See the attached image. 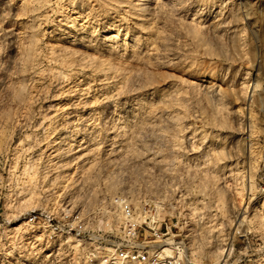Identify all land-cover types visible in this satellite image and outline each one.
Masks as SVG:
<instances>
[{"label": "rangeland", "instance_id": "rangeland-1", "mask_svg": "<svg viewBox=\"0 0 264 264\" xmlns=\"http://www.w3.org/2000/svg\"><path fill=\"white\" fill-rule=\"evenodd\" d=\"M128 241L264 260V0H0V264Z\"/></svg>", "mask_w": 264, "mask_h": 264}, {"label": "built area", "instance_id": "built-area-1", "mask_svg": "<svg viewBox=\"0 0 264 264\" xmlns=\"http://www.w3.org/2000/svg\"><path fill=\"white\" fill-rule=\"evenodd\" d=\"M120 211L123 217L125 236L128 240H132L138 235V225L133 218V212L126 203L120 205ZM27 215L26 223L34 222L37 219L36 222L42 228L44 226L48 239H53L57 234H69L72 230L71 222L66 221L58 224L49 212L31 211ZM64 216L67 219L69 214H64ZM160 253L155 249L151 250L141 244L128 241L124 246H118L113 252L104 256L98 264H179L174 258L163 257ZM259 264H264V260Z\"/></svg>", "mask_w": 264, "mask_h": 264}, {"label": "bare ground", "instance_id": "bare-ground-1", "mask_svg": "<svg viewBox=\"0 0 264 264\" xmlns=\"http://www.w3.org/2000/svg\"><path fill=\"white\" fill-rule=\"evenodd\" d=\"M167 243H168V242H166V243H164V244H167ZM164 244H163L162 246H164ZM164 250H165V251H168L169 248H166V247H165ZM166 254H167V253H166ZM168 257H169V255H168Z\"/></svg>", "mask_w": 264, "mask_h": 264}]
</instances>
